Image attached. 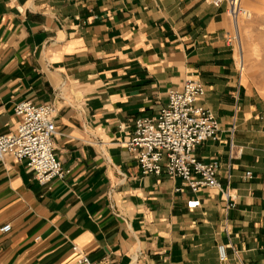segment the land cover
Returning a JSON list of instances; mask_svg holds the SVG:
<instances>
[{"label": "crops", "instance_id": "obj_1", "mask_svg": "<svg viewBox=\"0 0 264 264\" xmlns=\"http://www.w3.org/2000/svg\"><path fill=\"white\" fill-rule=\"evenodd\" d=\"M232 28L212 0H0V136L17 104L53 105L68 171L41 186L26 162H0V264H264V96L243 79ZM187 78L219 124L195 156L218 163L227 212L221 192L143 176L124 148Z\"/></svg>", "mask_w": 264, "mask_h": 264}, {"label": "built area", "instance_id": "obj_2", "mask_svg": "<svg viewBox=\"0 0 264 264\" xmlns=\"http://www.w3.org/2000/svg\"><path fill=\"white\" fill-rule=\"evenodd\" d=\"M241 0H212L219 8L226 6V15L230 19L234 33L227 39V45L237 48L236 28L239 18L249 17L240 6ZM204 86L193 78H187L181 89L168 93V103L156 118H142L134 123L131 136L124 141V148L131 153L143 176L166 175L171 179H181L193 192L209 189L222 193L226 201L225 212L233 208L228 190L223 192L217 175L219 165L216 162L204 164L197 160L195 150L204 142L215 139L219 124L212 112L197 102L204 96ZM56 109L51 104L35 105L21 102L14 108V114L20 122L14 132L0 136V162L12 158L17 163L26 162L27 169L36 182L45 186L53 180L63 181L68 171L56 159L53 138L56 134L54 116ZM234 147L231 145L230 156ZM240 154L241 150H237ZM246 180L252 178L251 172L245 173ZM179 191V190H177ZM198 202H191L195 208ZM10 226L0 229L7 233ZM77 252V248H73ZM219 256H225V247L219 246ZM76 264H110L107 259L90 261L79 255Z\"/></svg>", "mask_w": 264, "mask_h": 264}, {"label": "rangeland", "instance_id": "obj_3", "mask_svg": "<svg viewBox=\"0 0 264 264\" xmlns=\"http://www.w3.org/2000/svg\"><path fill=\"white\" fill-rule=\"evenodd\" d=\"M240 6L249 17L241 16L238 20V44L236 50L233 49L236 63L243 79L264 96V0H241Z\"/></svg>", "mask_w": 264, "mask_h": 264}, {"label": "bare ground", "instance_id": "obj_4", "mask_svg": "<svg viewBox=\"0 0 264 264\" xmlns=\"http://www.w3.org/2000/svg\"><path fill=\"white\" fill-rule=\"evenodd\" d=\"M236 33H237V36H238L239 35V24H237ZM239 51L242 54V46H241V43H239ZM240 60H242V59H240Z\"/></svg>", "mask_w": 264, "mask_h": 264}]
</instances>
